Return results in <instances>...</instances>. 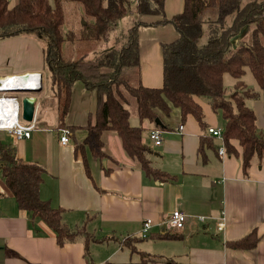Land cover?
Returning a JSON list of instances; mask_svg holds the SVG:
<instances>
[{"label": "crops", "instance_id": "1", "mask_svg": "<svg viewBox=\"0 0 264 264\" xmlns=\"http://www.w3.org/2000/svg\"><path fill=\"white\" fill-rule=\"evenodd\" d=\"M13 5L10 0L9 7ZM182 9L183 0L164 1L166 19ZM130 16L133 24L136 17ZM138 20L154 23L160 19L143 15ZM115 38L109 40L108 47ZM177 38L170 24L139 28L142 86H162L161 44ZM37 39L29 34L0 40V77L41 75L38 92L17 93L34 101L33 121L20 120L33 124V129L20 140L0 130V142L14 147L17 161L43 169L40 199L62 209L63 223L81 233L59 246L46 224L31 221L29 214L18 208L0 176V264H264V162H254L248 173H243L238 142H229L237 155L227 153L223 138L208 132L209 128L219 130L222 137L225 123L207 102L195 98L205 115V130L191 115L182 119L177 109L168 117L159 114L165 128L138 121L142 142L152 151L151 164L167 176L161 181L133 166L115 133L104 135L105 159L94 157L87 149L77 153L74 149L85 132L74 131L68 145L59 144L55 99L52 92L43 91V49ZM256 87L251 89L259 98L247 104L253 110L255 126L264 134V91L257 83ZM96 106L95 92L80 81L74 82L66 126L82 128L89 116L94 121ZM42 112H52L56 122L52 118L51 124H44ZM179 125L181 133L177 132ZM153 129L162 131L159 146L149 138ZM221 148L223 155L219 154ZM173 211L186 215L181 229L162 226ZM222 216L225 227L218 231L216 224ZM146 219L154 226L142 239L141 224ZM251 233L257 238L254 247L228 245Z\"/></svg>", "mask_w": 264, "mask_h": 264}, {"label": "trees", "instance_id": "2", "mask_svg": "<svg viewBox=\"0 0 264 264\" xmlns=\"http://www.w3.org/2000/svg\"><path fill=\"white\" fill-rule=\"evenodd\" d=\"M164 1L15 0L9 7V0H0V40L29 34L45 39L43 67L48 72L55 99L57 129L67 128L70 139L74 131L83 129L85 132L75 152L82 154L87 149L94 157L105 159L104 135L115 133L133 166L161 181L167 176L151 164L152 151L142 142L141 126L130 125L126 106L134 102L139 123L143 120L154 123L160 120L159 114L168 117L177 109L182 119L191 115L205 130L204 112L195 101L203 97L225 123L222 138L227 153L237 155L229 142H238L241 168L247 174L254 162H264V134L255 126L253 110L247 104L258 99L259 93L247 88L242 81L248 69L264 91V0H183L182 12L170 19L165 18ZM72 5H77L75 15L79 19L69 24L68 7ZM128 13L136 20L127 33L118 38V46H114L115 40L108 47L116 23ZM143 15L160 20L143 23L138 20V16ZM231 15V24L224 28L225 18ZM204 23L209 34L200 47L198 42ZM164 24L172 25L178 38L161 44L162 86L147 88L139 82L138 30ZM242 31H245L244 36L239 38ZM224 74L235 80L228 94L223 87ZM76 81L95 92L97 98L94 121L89 116L82 128L65 124ZM155 126L165 128L162 124ZM201 142L202 145L204 140ZM0 176L18 208L26 211L31 221L46 224L54 232L59 246L78 238L81 231L69 229L63 223L62 209L53 208L40 199L38 190L43 181V169L17 161L14 147L2 142ZM256 242L255 234L251 233L228 245L248 249Z\"/></svg>", "mask_w": 264, "mask_h": 264}, {"label": "built area", "instance_id": "3", "mask_svg": "<svg viewBox=\"0 0 264 264\" xmlns=\"http://www.w3.org/2000/svg\"><path fill=\"white\" fill-rule=\"evenodd\" d=\"M23 82V81H26ZM20 84H24L21 86ZM41 88V75L39 73H29L22 75H5L0 77V130L5 131L11 135L15 140H20L26 136V134L33 129L31 123H21V106L19 100L15 97L12 91L13 88ZM182 126L179 125L177 132H182ZM208 132L218 138L221 137L219 130L208 129ZM70 132L67 128H61L59 130V144L61 146L68 145L70 143ZM149 138L155 146H159L162 142V131L160 129H153L149 133ZM219 154L223 155L224 150L221 148ZM186 215L173 211L169 218L164 221L163 225L167 229H181L184 225ZM216 229L222 231L225 227V218L222 216L219 219V223L216 224ZM154 226L151 220L146 219L142 221L140 237L145 239L149 236L151 228Z\"/></svg>", "mask_w": 264, "mask_h": 264}, {"label": "rangeland", "instance_id": "4", "mask_svg": "<svg viewBox=\"0 0 264 264\" xmlns=\"http://www.w3.org/2000/svg\"><path fill=\"white\" fill-rule=\"evenodd\" d=\"M10 1V0H9ZM14 3H15V0H12ZM134 5V1H132L131 3V6ZM75 7H77V5H72V6H69L68 7V12L70 13L69 15V18L67 17V20L70 24L71 23H74L76 22V20H78L79 16L78 15H75ZM232 19H233V16H228L225 18V21L223 23V27H228L231 22H232ZM131 16L130 14H126L123 18H121L118 23H116V26L113 30V32L110 34V39H113L114 36H116V41L117 43L114 44V46H118L120 44V40H118V38L121 36V35H125L127 33V30L132 26L131 24ZM244 33L245 31L241 32L238 37H242L244 36ZM208 34H209V30H208V26L207 24H203L202 26V34H201V37L199 39V42H198V45L200 47H202L207 39H208ZM39 45H41V48L43 49V46L44 44L46 45V41L44 38H38L37 39ZM43 70V91L45 92H48L49 91V94L52 92L51 88H50V82H49V78H48V72L47 70H45V68L42 69ZM246 73L245 75L242 77V80L243 82L245 83V85L247 86V88L249 89H254V90H257V87H256V83L250 73L249 70L245 69ZM234 83H235V80L228 74H224L223 76V87L226 91V94H228L230 91L233 90V87H234ZM13 95H15L18 100L20 101V96H18L17 93H14ZM197 99H200L202 101V103H205L207 102V99L203 98V97H200V98H197ZM126 108L128 109L129 111V123L131 126L133 127H137L138 126V118H137V114H136V106L134 104V102L132 101L131 104L127 105ZM44 115H45V118H44V124H51L52 123V118H53V123L56 122V119H55V115L52 114V112H42ZM60 130V129H59Z\"/></svg>", "mask_w": 264, "mask_h": 264}, {"label": "water", "instance_id": "5", "mask_svg": "<svg viewBox=\"0 0 264 264\" xmlns=\"http://www.w3.org/2000/svg\"><path fill=\"white\" fill-rule=\"evenodd\" d=\"M39 90H40V87L38 88H13V89H10L9 91L10 92L15 91L19 93H35V92H38ZM19 104L21 106L22 120L26 122H32L33 117H34V109H35L34 101L30 98L24 97L20 99ZM155 124L161 125V122L159 121V119L155 120Z\"/></svg>", "mask_w": 264, "mask_h": 264}, {"label": "bare ground", "instance_id": "6", "mask_svg": "<svg viewBox=\"0 0 264 264\" xmlns=\"http://www.w3.org/2000/svg\"><path fill=\"white\" fill-rule=\"evenodd\" d=\"M23 82H26L27 83V80L26 81H23ZM21 86H24V84H20Z\"/></svg>", "mask_w": 264, "mask_h": 264}]
</instances>
